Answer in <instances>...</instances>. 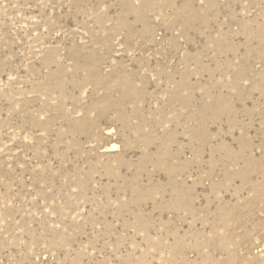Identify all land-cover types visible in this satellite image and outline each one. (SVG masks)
Returning <instances> with one entry per match:
<instances>
[{
	"label": "rangeland",
	"instance_id": "obj_1",
	"mask_svg": "<svg viewBox=\"0 0 264 264\" xmlns=\"http://www.w3.org/2000/svg\"><path fill=\"white\" fill-rule=\"evenodd\" d=\"M0 264H264V0H0Z\"/></svg>",
	"mask_w": 264,
	"mask_h": 264
},
{
	"label": "bare ground",
	"instance_id": "obj_2",
	"mask_svg": "<svg viewBox=\"0 0 264 264\" xmlns=\"http://www.w3.org/2000/svg\"><path fill=\"white\" fill-rule=\"evenodd\" d=\"M113 147H116V145H113ZM113 147H112V148H113Z\"/></svg>",
	"mask_w": 264,
	"mask_h": 264
}]
</instances>
